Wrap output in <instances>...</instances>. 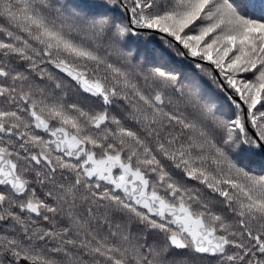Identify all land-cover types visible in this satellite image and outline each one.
<instances>
[{
  "label": "snow or ice",
  "instance_id": "1",
  "mask_svg": "<svg viewBox=\"0 0 264 264\" xmlns=\"http://www.w3.org/2000/svg\"><path fill=\"white\" fill-rule=\"evenodd\" d=\"M0 264H264V0H0Z\"/></svg>",
  "mask_w": 264,
  "mask_h": 264
},
{
  "label": "trees",
  "instance_id": "2",
  "mask_svg": "<svg viewBox=\"0 0 264 264\" xmlns=\"http://www.w3.org/2000/svg\"><path fill=\"white\" fill-rule=\"evenodd\" d=\"M208 85H209V88H210V90H211L213 93H216V92H218V90H217V89H215V86H214V85H212L210 81L208 82Z\"/></svg>",
  "mask_w": 264,
  "mask_h": 264
}]
</instances>
